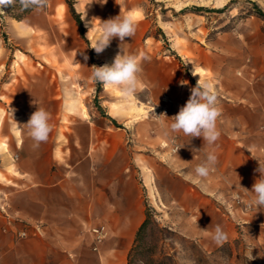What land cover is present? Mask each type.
I'll return each instance as SVG.
<instances>
[{
    "label": "crops",
    "instance_id": "crops-1",
    "mask_svg": "<svg viewBox=\"0 0 264 264\" xmlns=\"http://www.w3.org/2000/svg\"><path fill=\"white\" fill-rule=\"evenodd\" d=\"M1 24L0 108L6 113L0 117V264H128V253L146 218L143 192L152 184L164 185L171 210L177 211L175 224L188 237L215 246L238 237V226L245 222L239 212L252 208L254 194L249 191L260 178L257 170L264 168V57L235 63L222 52L201 47L188 75L173 64L165 66V57L156 71L161 78H146L155 96L170 90L178 99H189L199 80L192 69L203 72L221 109L222 134L213 146L181 132L173 139L179 145L176 153L160 151L161 123L139 125L131 133L126 123L120 127L93 115L71 123L51 120L48 140L34 148L26 129L18 135L13 132L15 124H26L36 109L18 93L13 73L2 80L10 69ZM19 97L21 122L8 116L18 109ZM138 129H150L148 139L137 142L149 146L151 154L128 145ZM213 150L218 163L206 187L186 179ZM217 225L226 234L221 243L213 239ZM99 226L107 233L101 242L92 231ZM22 231L25 237L20 236Z\"/></svg>",
    "mask_w": 264,
    "mask_h": 264
},
{
    "label": "rangeland",
    "instance_id": "rangeland-1",
    "mask_svg": "<svg viewBox=\"0 0 264 264\" xmlns=\"http://www.w3.org/2000/svg\"><path fill=\"white\" fill-rule=\"evenodd\" d=\"M103 2L106 0H49L46 9L33 10L22 20L10 17L4 8L0 13L1 37L8 53L6 69H10L2 80L5 82L13 73V83L18 93L24 95V101H31L36 110L38 106L51 110V120L71 123L96 115L116 126L128 124L131 133L139 125L159 122L163 129L158 150L174 154L178 148L174 150L173 139L179 133L169 128L171 113L179 112L188 97L178 99L170 90L155 96L153 84L145 80L161 78L156 74L159 61L167 57L165 66L173 64L183 75H188L201 47L222 52L235 63L264 57V20L254 15L255 4L264 11V0ZM129 12L138 18L135 35L124 42L113 38L97 54L91 46L101 22ZM121 51L125 55L142 54L140 83L134 96L128 99L118 89L105 88L91 79L93 66L110 65ZM192 72L203 80L200 69L193 68ZM176 85L181 87L182 83ZM68 96L70 99L66 101ZM166 97L172 102L166 103ZM66 102L72 105L68 110L64 107ZM22 103L19 97L18 109H12L8 115L10 120L23 121ZM165 104L167 112L156 110L157 105ZM5 113V108H0V117ZM15 126L13 132L18 135V124ZM148 132L150 129H138L137 136L130 135L128 145L134 146L138 153L151 154L149 146L137 142L141 138L146 141ZM2 143L0 138V146ZM143 193L148 224L134 264H145L148 257L155 264H264V208L240 211L245 222L238 226V237L215 246L188 237L175 224L177 211L172 212L164 185L152 184ZM224 212L239 219L236 213L226 209Z\"/></svg>",
    "mask_w": 264,
    "mask_h": 264
},
{
    "label": "clouds",
    "instance_id": "clouds-1",
    "mask_svg": "<svg viewBox=\"0 0 264 264\" xmlns=\"http://www.w3.org/2000/svg\"><path fill=\"white\" fill-rule=\"evenodd\" d=\"M48 3L49 0H0V13H3L2 9L5 7L15 8L17 5L22 11H41L47 8ZM137 26L138 18L132 12L102 21L96 30L95 41L91 48L100 54L110 45L113 38H118L121 42H124L125 38H132L136 33ZM84 59L87 60L88 57L85 55ZM92 68L91 79L94 82L102 84L105 88L118 89L122 97L128 99L134 96L140 83L143 71L142 54L125 55L121 51L110 65L104 64ZM181 83L184 82L181 81ZM67 99H70V96L66 97V101ZM64 107L65 110H68L72 105L66 102ZM156 117L159 119L160 116ZM220 117L221 109L212 82L199 78L196 87L191 90V96L186 104L175 116L170 118L172 122L169 128L172 132H182L191 139L200 137L204 144L213 146L222 134L218 126ZM50 121L51 114L45 108L38 106L27 123L18 125V129H26L28 136L33 141V147L38 148L40 144L48 140L53 130ZM217 163L218 156L215 151L207 152L203 161L187 174L186 179L193 184L206 187V181L215 171ZM257 171L261 174L260 178L253 184L251 191L246 190L254 194L249 206L261 209L264 208V168L259 167ZM213 239L217 243L226 239V234L219 225L215 228Z\"/></svg>",
    "mask_w": 264,
    "mask_h": 264
},
{
    "label": "trees",
    "instance_id": "trees-1",
    "mask_svg": "<svg viewBox=\"0 0 264 264\" xmlns=\"http://www.w3.org/2000/svg\"><path fill=\"white\" fill-rule=\"evenodd\" d=\"M6 14H8L10 17L17 19V20H22L25 18L26 15H28L30 12L33 10H28V11H22L20 10L19 6L17 5L15 8L12 7H5L4 8ZM254 15L260 17L262 20H264V11L258 7V5L255 4V13ZM2 17V15L0 14ZM83 29V28H82ZM147 215V214H146ZM148 224V218L144 220V222L141 224V227H139L135 240L132 244V247L130 248V251L128 253V264H134L137 257L140 255L139 249L141 247L142 243V234L147 227ZM145 264H155V261L152 257H148V260L145 261Z\"/></svg>",
    "mask_w": 264,
    "mask_h": 264
},
{
    "label": "built area",
    "instance_id": "built-area-1",
    "mask_svg": "<svg viewBox=\"0 0 264 264\" xmlns=\"http://www.w3.org/2000/svg\"><path fill=\"white\" fill-rule=\"evenodd\" d=\"M164 101L166 102V103H168V102H172V99L170 98V97H166L165 99H164ZM166 106V104L165 105H160V106H156V110H158L159 112H167V109H164V107ZM173 142H175V141H173ZM178 147L175 145V147H174V150H176ZM93 233L95 234V240L97 241V242H101L105 237H106V235H107V233H106V229H105V227L104 226H99L98 228H94L93 230ZM27 235V233L25 232V231H22L21 233H20V236L21 237H25Z\"/></svg>",
    "mask_w": 264,
    "mask_h": 264
}]
</instances>
